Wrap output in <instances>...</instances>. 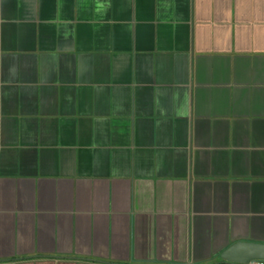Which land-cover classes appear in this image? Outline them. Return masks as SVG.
I'll use <instances>...</instances> for the list:
<instances>
[{"label":"crops","instance_id":"0c3cea01","mask_svg":"<svg viewBox=\"0 0 264 264\" xmlns=\"http://www.w3.org/2000/svg\"><path fill=\"white\" fill-rule=\"evenodd\" d=\"M264 245V0H0V264H232Z\"/></svg>","mask_w":264,"mask_h":264},{"label":"water","instance_id":"95a60500","mask_svg":"<svg viewBox=\"0 0 264 264\" xmlns=\"http://www.w3.org/2000/svg\"><path fill=\"white\" fill-rule=\"evenodd\" d=\"M221 258L232 264H248L252 261H264V245L237 243L230 247Z\"/></svg>","mask_w":264,"mask_h":264},{"label":"built area","instance_id":"2783aa9c","mask_svg":"<svg viewBox=\"0 0 264 264\" xmlns=\"http://www.w3.org/2000/svg\"><path fill=\"white\" fill-rule=\"evenodd\" d=\"M248 264H264V261H252L249 262Z\"/></svg>","mask_w":264,"mask_h":264}]
</instances>
